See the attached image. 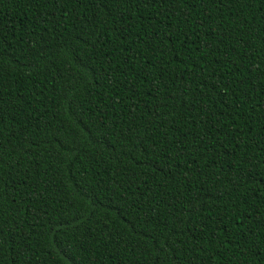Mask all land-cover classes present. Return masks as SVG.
<instances>
[{
	"label": "trees",
	"instance_id": "16d2710c",
	"mask_svg": "<svg viewBox=\"0 0 264 264\" xmlns=\"http://www.w3.org/2000/svg\"><path fill=\"white\" fill-rule=\"evenodd\" d=\"M0 264H264V0H0Z\"/></svg>",
	"mask_w": 264,
	"mask_h": 264
}]
</instances>
